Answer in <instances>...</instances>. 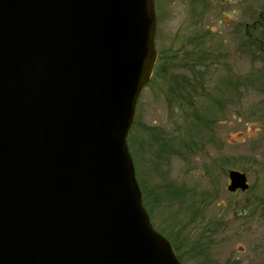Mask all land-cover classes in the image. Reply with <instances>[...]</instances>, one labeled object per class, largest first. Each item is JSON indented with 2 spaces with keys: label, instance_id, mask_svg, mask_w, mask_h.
Returning a JSON list of instances; mask_svg holds the SVG:
<instances>
[{
  "label": "water",
  "instance_id": "95a60500",
  "mask_svg": "<svg viewBox=\"0 0 264 264\" xmlns=\"http://www.w3.org/2000/svg\"><path fill=\"white\" fill-rule=\"evenodd\" d=\"M156 32L155 0H0V264H182L128 145Z\"/></svg>",
  "mask_w": 264,
  "mask_h": 264
},
{
  "label": "rangeland",
  "instance_id": "374dc122",
  "mask_svg": "<svg viewBox=\"0 0 264 264\" xmlns=\"http://www.w3.org/2000/svg\"><path fill=\"white\" fill-rule=\"evenodd\" d=\"M156 2L157 50L187 45L207 60L192 69L179 53V84L152 80L136 107L131 143L153 224L184 264H264V0ZM246 27L260 45H247ZM231 170L249 191L228 190Z\"/></svg>",
  "mask_w": 264,
  "mask_h": 264
},
{
  "label": "trees",
  "instance_id": "16d2710c",
  "mask_svg": "<svg viewBox=\"0 0 264 264\" xmlns=\"http://www.w3.org/2000/svg\"><path fill=\"white\" fill-rule=\"evenodd\" d=\"M252 30L254 31L255 28H253ZM252 30L248 29L246 27L245 40H246L247 45H248V43H250L252 45H260V43L258 41H255L252 39V33H253ZM189 45H193V43L189 42ZM197 50L198 51H195L194 49H188L187 45L182 47L180 52H174L173 53V52H168L166 50H161L159 53V59H158L152 80L154 81L156 79H160V78L162 79V78H165L166 76H168L170 81H166V82L168 83L169 86H172L173 88H175V86H177L179 84V82L177 81L176 76L174 74H169V73L171 70L174 69V67L176 65V62H175L176 57H178L179 53H182L181 56L184 58H187L186 60H187L188 64H190L189 66H191L192 69L193 68L195 69L197 67L203 66L205 64V61L207 60V53H205L204 51H201L199 54V49L197 48ZM166 82L163 83V85H166ZM193 92L194 91H192L191 94H193ZM175 93L181 94L185 98H188L187 96L191 97L187 88H181L180 87L179 91H176ZM128 143H129L131 154H132L134 161H135V153H134L133 148H132L131 135L128 139ZM137 177H138V173H137ZM138 180H139V183H140V186L142 189V193H143V201L145 203V206H146L150 216H152L151 209H150V202H149V199L147 197V193H146L145 189H143V185H142V182L139 179V177H138ZM171 194H172V191H171ZM175 195L180 197L179 201H182L181 199L185 198V195H183V193H178V191H177V194H175ZM163 234H165V233H163ZM167 238L172 242V244H174V242L168 236H167ZM173 247H174V250H175L177 256L179 257L181 262L184 264V261L182 259V256H181V253L179 250V246H177V244L175 243L173 245ZM197 248H201V246H197ZM195 254H197L198 256L201 255V253L199 251L196 252Z\"/></svg>",
  "mask_w": 264,
  "mask_h": 264
}]
</instances>
